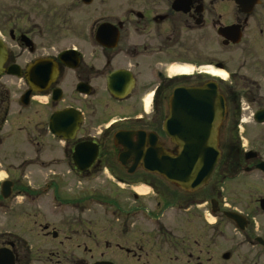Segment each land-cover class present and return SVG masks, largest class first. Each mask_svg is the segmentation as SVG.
<instances>
[{"label":"flooded vegetation","instance_id":"flooded-vegetation-1","mask_svg":"<svg viewBox=\"0 0 264 264\" xmlns=\"http://www.w3.org/2000/svg\"><path fill=\"white\" fill-rule=\"evenodd\" d=\"M69 4L48 11L52 19L43 27L19 23L10 11L0 16L6 47L0 131L10 115L21 116L48 171L40 187L14 189L13 181L6 199L21 196L31 205L50 194L44 206L53 218L61 202H85L87 218L63 240L75 243L65 257L71 264H264V194L239 209L222 203L218 186L253 176L264 181V0ZM62 33L68 36L63 49ZM66 50L72 53L62 58ZM208 86L224 103L211 140L218 159L205 185L186 189L146 170L137 153L154 140L155 151L176 155L179 144L166 130L172 96ZM66 110L76 119L69 139L50 130L51 117ZM121 133L126 137L117 140ZM85 142L88 165L79 169L73 153ZM61 164L64 173L56 172ZM58 175L88 181L87 194L61 197ZM214 177L217 189L207 196L202 191ZM31 223L38 237L62 244L51 222ZM12 234L0 231L4 264L9 256L13 264H60L59 252L42 258L23 237L5 239Z\"/></svg>","mask_w":264,"mask_h":264},{"label":"rangeland","instance_id":"rangeland-1","mask_svg":"<svg viewBox=\"0 0 264 264\" xmlns=\"http://www.w3.org/2000/svg\"><path fill=\"white\" fill-rule=\"evenodd\" d=\"M69 1L70 0H8L7 3L6 0H0V16L4 17L5 13H9L7 11H10L14 14L12 15L13 18H18L17 22L19 23H27L29 25L36 24L39 25V27H43L49 24L52 19L51 15L46 13L48 11H54L56 7L59 11V7L70 5ZM18 15H21V17H17ZM66 37L68 36L64 33L61 34V49L68 46V43L65 40ZM46 40L47 36H44V41ZM7 88L11 89L12 92H16L14 88ZM12 96L14 97L15 95ZM18 109L19 106L14 103L13 110L17 111ZM25 123V120H23L21 116L19 117L14 113L9 116L8 122L4 124L0 131L2 138V145H0V182L9 177L10 180L15 181L14 189L21 188L24 185L32 188L40 187L45 177L44 173L48 172L40 166L38 160L39 156H42L43 154L40 151H37V147L34 143L30 142L26 137V132L23 128ZM98 129L99 128H97V130ZM65 171L66 168L61 164L56 172L64 173ZM58 176L61 177L59 180L60 187L58 189L61 197L66 196L67 198L74 199L83 197L87 194L88 181L67 179L64 178L65 175ZM214 179L215 177L210 180V183L205 186L202 193L209 196L211 189H217L216 186L215 189L212 188ZM252 185L256 186L257 189L251 187ZM218 186L221 187L220 198L222 203L235 205L239 209L246 208L247 205L254 202L255 198L264 194V181L257 179L255 176L249 179L239 178L235 181H225ZM247 186H249V188ZM138 191L143 193L146 191V188L140 186ZM215 193L217 192L215 191ZM49 197L50 194L47 196L46 200L41 201L42 203L35 200L31 205H26L27 202L31 201L24 199L21 196L12 201L1 198L0 224L2 225H0V231L3 232L8 230L13 233L12 235H7L5 239L16 240L20 237L26 239L30 251L35 255L44 258L49 251H57L61 258L60 264H71L72 260H67L65 257H68L69 254L74 251L73 247L75 246V243L69 241L63 242V240L66 235H70L69 228L73 229L71 226L73 223L77 220H84L87 218L85 209L86 205L85 202L79 206L74 204V202H61V205L57 210V217L53 218L44 206V202L47 201ZM38 203L39 207H37ZM44 219L51 222L58 230L59 239H61L62 244H57L58 240H55L54 242L44 240L35 234L32 228L34 224L31 222L34 220L42 221ZM145 226L143 227L148 230L149 226ZM81 231L84 230L81 229ZM81 241L83 240H79L78 242L83 246L84 244L81 243ZM84 252L83 250H80L79 254L86 258L88 255H85L86 253ZM96 255L97 254H95V256ZM31 256L36 258L34 255Z\"/></svg>","mask_w":264,"mask_h":264},{"label":"water","instance_id":"water-1","mask_svg":"<svg viewBox=\"0 0 264 264\" xmlns=\"http://www.w3.org/2000/svg\"><path fill=\"white\" fill-rule=\"evenodd\" d=\"M71 51H65V57ZM6 56V49L0 41V72ZM224 103L215 89L208 86L204 89L175 91L172 96L171 116L166 123V130L179 144L176 155H165L160 148L155 151V141H150V148L145 153L139 150L137 156H142V165L151 172L162 174L167 180L186 189L199 188L206 184L218 159V152L212 143L214 122L222 115ZM51 118L50 129L65 138H71L76 119L66 110ZM55 121H54V119ZM125 134L116 135V139L125 138ZM81 143L73 154L75 165L82 169L88 165L86 152L82 151ZM143 145L140 136L139 146ZM138 148V147H137ZM12 182L4 181L1 185L3 197H8ZM264 204V199L262 200ZM1 251V250H0ZM3 253L0 252V264H4ZM6 264H13L12 257H6ZM97 264H105L100 262Z\"/></svg>","mask_w":264,"mask_h":264},{"label":"bare ground","instance_id":"bare-ground-1","mask_svg":"<svg viewBox=\"0 0 264 264\" xmlns=\"http://www.w3.org/2000/svg\"><path fill=\"white\" fill-rule=\"evenodd\" d=\"M180 71L186 72V70L184 69H180ZM220 75H223L222 73H219Z\"/></svg>","mask_w":264,"mask_h":264}]
</instances>
